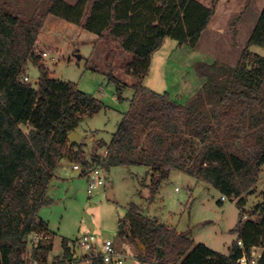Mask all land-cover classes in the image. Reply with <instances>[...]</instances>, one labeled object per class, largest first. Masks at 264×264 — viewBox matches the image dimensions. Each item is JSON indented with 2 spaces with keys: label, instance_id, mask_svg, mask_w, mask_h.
I'll list each match as a JSON object with an SVG mask.
<instances>
[{
  "label": "trees",
  "instance_id": "16d2710c",
  "mask_svg": "<svg viewBox=\"0 0 264 264\" xmlns=\"http://www.w3.org/2000/svg\"><path fill=\"white\" fill-rule=\"evenodd\" d=\"M117 1L111 2L112 9ZM181 1V5L193 6L198 17V22L182 36L172 31L180 18L178 12L170 16L169 25L158 20L154 25L155 19L148 21L145 17L136 28L132 20L113 14L108 31L102 33L86 18L93 12L89 7L82 14L81 8L62 0H33L31 5L19 0L0 1V264H28L24 251L30 233L51 237L47 223L37 212L49 202L46 191L58 161L65 155L70 157V148L76 147L73 157L81 165L89 163L82 155L83 143L69 142L68 134L82 118L95 115L105 106L76 83L50 76L35 47L48 15L106 40V75L115 81L118 91L124 85L112 73L113 42L135 53L125 66L134 79L129 108L111 140L99 142L106 152L103 157L93 153V162L103 163L106 169L128 164L149 167L150 201L173 169L211 184L229 199L237 198L239 220L231 229L236 239L228 254L196 243L188 232L144 216L132 203L126 219L130 237L144 246L137 256L141 264H239L237 260L243 254L250 256L252 247L261 249L258 264H264V191L250 214L254 218L242 220V195L251 192L264 163V57L248 49L251 45L264 47V0H245L248 7L241 14L235 12L234 0L226 4L218 0ZM161 3L169 7L172 0ZM240 15L234 33L242 31L237 36L242 43H214L213 35L217 36L222 26ZM120 22L128 25L124 32L116 29ZM142 26L146 33L141 37ZM167 35L176 38L179 45L185 43L215 56L196 64L202 83L185 102L142 83L152 52ZM202 37H209L211 43H196ZM135 38L140 42L135 44ZM29 63L39 71L37 87L22 81ZM138 149L144 152L139 159L132 156ZM61 246L63 253L52 264H72L68 240L63 238ZM51 247L50 242L40 240L30 251L32 261L47 264L45 253ZM93 264L102 263L94 260Z\"/></svg>",
  "mask_w": 264,
  "mask_h": 264
},
{
  "label": "rangeland",
  "instance_id": "374dc122",
  "mask_svg": "<svg viewBox=\"0 0 264 264\" xmlns=\"http://www.w3.org/2000/svg\"><path fill=\"white\" fill-rule=\"evenodd\" d=\"M19 1L30 5L33 2ZM62 1L81 8L82 14L88 7L91 8L93 12L86 18L102 33L108 31L107 27L113 22V14L132 20L136 28L145 17L148 21L155 19L154 25L158 21L160 24L169 25L170 16L178 12L180 18L172 31L179 36L198 22L193 6L181 5V0H172L169 7L162 5L161 0H118L114 9L111 7L114 0ZM225 1L229 0H218L219 3ZM245 3L248 5V1L234 0L235 12L241 14L245 11L248 7ZM154 12L156 16L152 17ZM161 15L164 18H160ZM240 18L241 15L238 18H231L226 26H222L217 32L218 35H213L214 43L241 44V40L237 41V36L242 31L234 33L235 25ZM51 20H55V23ZM67 22L57 16L48 15L40 29L35 47L40 55L47 53L41 57L42 63L50 71V76L76 83L80 90L92 94L105 105L95 115L82 118L77 127L82 136L76 134V131L72 135V132L69 133L71 138L83 143L82 155L93 163L91 160L93 153L103 157L106 152V147L99 148V139L111 140L123 113L129 108L130 99L134 94L130 84L134 79L132 74L126 72L125 66L133 60L135 53L113 42L115 65L112 73L119 83L124 85L122 91H118L115 81L108 79L106 75V40L98 38L93 32L76 24L73 30L70 27L65 28L63 25H67ZM126 27L128 25L121 22L116 24V29L121 32H124ZM140 33L141 37L145 35L144 26ZM244 39L242 38L243 43L246 42V37ZM134 41L135 44L140 42L139 38H135ZM196 43H211V39L202 37ZM248 49L264 57V47L251 45ZM76 53L80 54L81 58L77 59ZM213 58L215 56L208 51L185 43L179 45L176 38L167 35L152 52L149 69L142 83L156 92L167 93L178 102H185L202 83L196 71V64L199 61H211ZM25 75L28 76L27 82L37 87L39 76L37 67L29 63ZM23 129L27 128L23 126ZM93 135L96 140L90 139ZM141 137L143 138L144 134H141ZM68 140L70 142L71 139ZM141 143L144 144L143 139ZM66 149L68 151V146ZM76 150V147H71L70 157L65 155L66 159L60 160L46 191L49 202L41 205L37 212L47 223L52 234L49 239L44 237L40 239L42 243L50 242L52 245L51 250L45 253L47 264H52L61 257L63 238L68 240L73 251V264H82L77 260L82 250L76 242L83 234H93L99 242L111 239L116 248L127 256L122 264H141L136 257L141 253L142 243L130 237L129 223L126 219V213L132 203L142 213L144 211L146 216L173 226L177 231L188 232L196 243H204L224 254L229 252L232 241L236 239V234L231 232V229L239 220L240 208L237 205V198L222 199L223 195L211 184L173 169L150 201L147 187L150 180L149 167L143 164L114 165L105 168V183L88 194L86 175L73 169V164L81 165L72 155ZM142 151L138 149L132 156L139 159L144 155ZM263 191L264 163L260 167L251 192L242 195L245 198L243 214L247 218H254L250 214L255 203L262 200ZM122 221L124 223L121 227ZM30 250L32 249L27 246L24 251L27 263L39 264L32 261ZM255 250L261 251L258 247Z\"/></svg>",
  "mask_w": 264,
  "mask_h": 264
},
{
  "label": "built area",
  "instance_id": "2783aa9c",
  "mask_svg": "<svg viewBox=\"0 0 264 264\" xmlns=\"http://www.w3.org/2000/svg\"><path fill=\"white\" fill-rule=\"evenodd\" d=\"M46 54L44 52L41 55L46 56ZM27 80V75L22 77V81L27 82ZM73 169L79 170L86 175V191L88 194L105 183L106 174L103 163L89 162L87 165L73 164ZM221 198L226 199L227 197L223 195ZM245 219H247V216L243 214L242 220ZM41 238L42 236L36 232L30 233L27 237V246L32 249L38 244ZM76 243L82 250V253L77 259L82 264H93L94 260H99L102 264H122L127 257L116 248L111 239H104L99 242L93 234H83L77 239ZM239 244L241 245L240 241ZM256 248L252 247L250 256L243 254L237 262L239 264H258L261 251L256 252Z\"/></svg>",
  "mask_w": 264,
  "mask_h": 264
},
{
  "label": "crops",
  "instance_id": "0c3cea01",
  "mask_svg": "<svg viewBox=\"0 0 264 264\" xmlns=\"http://www.w3.org/2000/svg\"><path fill=\"white\" fill-rule=\"evenodd\" d=\"M55 20H51V22L52 23H55L54 22ZM57 22V21H56ZM67 22V21H66ZM64 27L66 26V27H70V28H72V30H73V28L74 27H76V25L75 24H72V23H70V22H67V25H63ZM65 27V28H66ZM40 36V35H39ZM39 77V76H38ZM52 77V76H51ZM53 78H55V77H53ZM38 80V79H37ZM74 131H76V134H79L80 136H82V133H79L78 131V128H76L75 130H73V131H71L72 133H71V135L72 134H75V132ZM69 135V134H68ZM71 135H69V137L68 138H70L71 140H70V142H72V141H75V142H77L76 140H75V138H71L70 136ZM90 139H94V140H96L95 139V137H94V135L92 136V137H90ZM98 140V139H97ZM101 140H103V139H99V142L101 141ZM105 143H108L109 141H105V140H103ZM99 148H101L100 146H99ZM62 158H65L66 159V157H62ZM62 158H60V160L62 159ZM60 160L58 161V163H57V165H56V167H55V169L57 168V166L59 165V163H60ZM68 160V159H67ZM54 169V170H55ZM50 182V181H49ZM51 237H52V234H51ZM68 245H69V243H68ZM70 247V246H69ZM140 251H141V253L144 251V246L143 245H141V247H140ZM229 253V252H228ZM227 253V254H228ZM136 257V256H135ZM136 259H137V257H136Z\"/></svg>",
  "mask_w": 264,
  "mask_h": 264
},
{
  "label": "water",
  "instance_id": "95a60500",
  "mask_svg": "<svg viewBox=\"0 0 264 264\" xmlns=\"http://www.w3.org/2000/svg\"><path fill=\"white\" fill-rule=\"evenodd\" d=\"M75 56H76V58H77V59L81 58V55H80V54H78V53H76V54H75ZM142 214H143L144 216L146 215V213H145L144 211H143V213H142Z\"/></svg>",
  "mask_w": 264,
  "mask_h": 264
}]
</instances>
